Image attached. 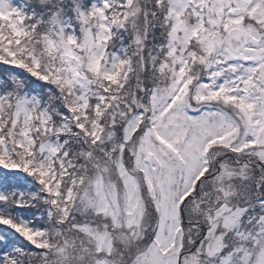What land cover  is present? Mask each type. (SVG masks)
<instances>
[{
    "label": "snow or ice",
    "instance_id": "obj_1",
    "mask_svg": "<svg viewBox=\"0 0 264 264\" xmlns=\"http://www.w3.org/2000/svg\"><path fill=\"white\" fill-rule=\"evenodd\" d=\"M0 264H264V0H0Z\"/></svg>",
    "mask_w": 264,
    "mask_h": 264
}]
</instances>
